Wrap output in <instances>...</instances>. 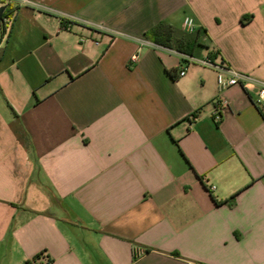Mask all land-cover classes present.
<instances>
[{
	"label": "crops",
	"instance_id": "0c3cea01",
	"mask_svg": "<svg viewBox=\"0 0 264 264\" xmlns=\"http://www.w3.org/2000/svg\"><path fill=\"white\" fill-rule=\"evenodd\" d=\"M28 1L0 11V264H264L256 90L141 44L191 17L196 58L264 81V0Z\"/></svg>",
	"mask_w": 264,
	"mask_h": 264
},
{
	"label": "built area",
	"instance_id": "2783aa9c",
	"mask_svg": "<svg viewBox=\"0 0 264 264\" xmlns=\"http://www.w3.org/2000/svg\"><path fill=\"white\" fill-rule=\"evenodd\" d=\"M15 1L21 5H27L29 4L28 0H0V11L3 8L4 2H11ZM3 30L1 24H0V32ZM183 30L186 33L192 34L197 31L196 23L193 18L186 17L183 23ZM84 39L81 38L80 42H83ZM151 41L142 39L141 44H150ZM182 57L187 61H193L196 62L202 66L212 68L217 71V87L219 94L223 93L230 87L234 86H241L245 90H256L257 98L256 103L261 108L262 113L264 115V81L254 77L253 75H250L248 73L239 72L233 69H230L226 66L225 63L219 62L216 63L213 59L207 57L203 59H199L193 56H184ZM139 59V53H136L132 56L131 61L133 63L137 62ZM186 74L185 70H182L180 72V76H184ZM228 106V103L223 98H220V106L217 111V116L220 117L222 111ZM214 190V187L211 188ZM189 264H201L196 262H190Z\"/></svg>",
	"mask_w": 264,
	"mask_h": 264
},
{
	"label": "trees",
	"instance_id": "16d2710c",
	"mask_svg": "<svg viewBox=\"0 0 264 264\" xmlns=\"http://www.w3.org/2000/svg\"><path fill=\"white\" fill-rule=\"evenodd\" d=\"M1 20L2 18L0 17V21ZM204 34L205 31L203 29H199L192 34L186 33L185 31L179 32L168 23L160 22L146 31L144 37L156 45L174 49L181 55L196 57L195 50L196 48L203 46L201 38ZM215 57H217L216 53L211 54V57L209 58L213 59ZM39 258L40 257L37 256L32 261H27L25 264H37ZM49 262H51V260H48V263Z\"/></svg>",
	"mask_w": 264,
	"mask_h": 264
},
{
	"label": "water",
	"instance_id": "95a60500",
	"mask_svg": "<svg viewBox=\"0 0 264 264\" xmlns=\"http://www.w3.org/2000/svg\"><path fill=\"white\" fill-rule=\"evenodd\" d=\"M0 15H1V13H0Z\"/></svg>",
	"mask_w": 264,
	"mask_h": 264
}]
</instances>
